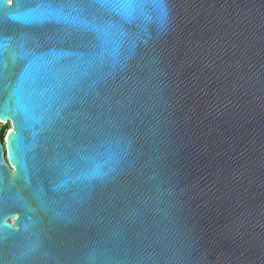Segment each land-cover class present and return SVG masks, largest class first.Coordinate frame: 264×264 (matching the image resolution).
Returning <instances> with one entry per match:
<instances>
[{
	"label": "water",
	"instance_id": "1",
	"mask_svg": "<svg viewBox=\"0 0 264 264\" xmlns=\"http://www.w3.org/2000/svg\"><path fill=\"white\" fill-rule=\"evenodd\" d=\"M3 121L0 264H264V0H0Z\"/></svg>",
	"mask_w": 264,
	"mask_h": 264
},
{
	"label": "rangeland",
	"instance_id": "2",
	"mask_svg": "<svg viewBox=\"0 0 264 264\" xmlns=\"http://www.w3.org/2000/svg\"><path fill=\"white\" fill-rule=\"evenodd\" d=\"M0 127H1V128H5V127H6L5 130H4V132H3V133L5 134V133L7 132V130H8L7 123L4 122V121L1 122V123H0Z\"/></svg>",
	"mask_w": 264,
	"mask_h": 264
},
{
	"label": "flooded vegetation",
	"instance_id": "3",
	"mask_svg": "<svg viewBox=\"0 0 264 264\" xmlns=\"http://www.w3.org/2000/svg\"><path fill=\"white\" fill-rule=\"evenodd\" d=\"M6 123H7V127H8V130H9V128H10V123H9V121H5ZM6 128V127H5ZM5 128H2L3 129V131L5 130ZM0 129H1V127H0ZM7 130V131H8ZM2 145H3V140H2ZM9 170H10V166H9Z\"/></svg>",
	"mask_w": 264,
	"mask_h": 264
},
{
	"label": "trees",
	"instance_id": "4",
	"mask_svg": "<svg viewBox=\"0 0 264 264\" xmlns=\"http://www.w3.org/2000/svg\"><path fill=\"white\" fill-rule=\"evenodd\" d=\"M4 131H3V129L1 128L0 129V141L2 142V140H3V136H4V133H3Z\"/></svg>",
	"mask_w": 264,
	"mask_h": 264
},
{
	"label": "snow or ice",
	"instance_id": "5",
	"mask_svg": "<svg viewBox=\"0 0 264 264\" xmlns=\"http://www.w3.org/2000/svg\"><path fill=\"white\" fill-rule=\"evenodd\" d=\"M121 2H124V3H131V2H133V0H121ZM9 139H10V142H11L12 137H10Z\"/></svg>",
	"mask_w": 264,
	"mask_h": 264
}]
</instances>
